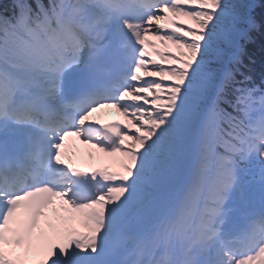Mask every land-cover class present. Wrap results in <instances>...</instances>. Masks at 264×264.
<instances>
[{"label":"snow or ice","instance_id":"1","mask_svg":"<svg viewBox=\"0 0 264 264\" xmlns=\"http://www.w3.org/2000/svg\"><path fill=\"white\" fill-rule=\"evenodd\" d=\"M0 264H264V0L0 5Z\"/></svg>","mask_w":264,"mask_h":264},{"label":"bare ground","instance_id":"2","mask_svg":"<svg viewBox=\"0 0 264 264\" xmlns=\"http://www.w3.org/2000/svg\"><path fill=\"white\" fill-rule=\"evenodd\" d=\"M78 143H79V141H77ZM75 156H73V157H75V160H77V161H79V162H82V163H84V164H86L84 161H91V160H89L90 158V156H88V154L85 152V151H83V152H79L78 154H74ZM99 156H101L102 154H98ZM104 156V155H103ZM102 157V156H101ZM102 159V158H101ZM103 159H105V161L106 162H109V163H114L113 162V160L111 159V157H107V156H105ZM87 165V164H86ZM88 166V165H87ZM79 225V224H78ZM80 226V225H79Z\"/></svg>","mask_w":264,"mask_h":264}]
</instances>
